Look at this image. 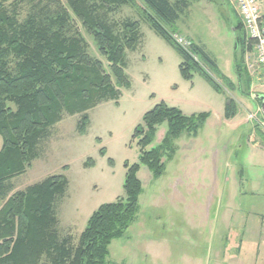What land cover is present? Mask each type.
<instances>
[{
    "label": "rangeland",
    "instance_id": "obj_1",
    "mask_svg": "<svg viewBox=\"0 0 264 264\" xmlns=\"http://www.w3.org/2000/svg\"><path fill=\"white\" fill-rule=\"evenodd\" d=\"M68 1L0 0V4L25 32L82 35L88 53L109 71L108 60L102 57ZM185 1L189 6L181 14L178 27L216 60L221 73L235 83V90L223 87L225 94H219L198 74L192 81L184 80L178 53L133 7L100 11L108 22L116 23L117 30L129 19L141 23L139 45L126 52L125 72L131 87L121 89L118 104L106 101L89 111L85 136L78 133L81 116L65 114L38 147V158L26 173L6 184L7 197L2 204L49 177L64 175L68 190L55 205L58 235L61 241L71 239L76 247L93 213L104 204L126 197L125 165L140 163L142 138H135L134 133L143 125L144 115L162 102L187 116L208 114L196 137L184 134L174 142L172 161L170 155L163 154L166 171L161 178L154 179L141 164L138 178L144 193L140 211L126 235L112 242L109 264L264 261V143L259 134L264 135V129L259 122L249 120L259 106L253 97L264 96V81L258 72L249 74L252 85L246 76L242 81L237 78L236 46L242 33L235 31L238 18L229 0ZM100 3L91 0L89 4L97 7ZM138 3L144 6L141 0ZM11 59L10 69L14 71L17 60ZM253 64L252 51L245 58L248 72ZM227 97L237 104V114L230 120L226 119ZM9 106L15 110L13 104ZM168 130L167 122L158 126L147 150L158 148ZM42 264H49L48 259L44 258Z\"/></svg>",
    "mask_w": 264,
    "mask_h": 264
},
{
    "label": "trees",
    "instance_id": "obj_2",
    "mask_svg": "<svg viewBox=\"0 0 264 264\" xmlns=\"http://www.w3.org/2000/svg\"><path fill=\"white\" fill-rule=\"evenodd\" d=\"M141 1L143 7L138 0H101L97 7L89 4L91 0L68 1L102 57L108 60L109 71L88 53L82 35L66 37L62 32L47 30L25 32L0 4V264H42L44 258L49 264H109L112 242L126 235L140 211V197L144 193L138 178L141 164L151 171L154 179L161 178L166 171L164 155H170L172 161L176 153L174 142L184 134L196 137L209 117L204 113L187 116L164 102L147 112L143 125L134 133L135 138H142L140 163L125 165L126 197L100 206L89 219L76 247L71 245V239L61 241L58 235L55 205L68 190L64 175L49 177L13 194L2 204V199L7 197L6 184L26 173L38 158V147L51 136V130L63 121L65 114L81 116L78 133L85 136L89 111L106 101L118 104L121 89L131 87L125 72L126 52L134 51L139 45L141 23L129 19L117 30L116 23L108 22L100 11L133 7L178 53L184 80L192 81L198 74L219 94H225L223 87L235 90V83L221 73L216 60L203 46L191 41V47L184 49L174 40L173 35L180 34L177 23L188 2ZM235 31L242 33L236 46L237 75L241 81L243 76L248 77L252 85L245 58L253 51V42L247 39L241 20ZM11 58L17 60L14 71L10 69ZM258 103L261 104L259 100ZM236 114V101L227 97L226 119H233ZM164 122L169 130L161 145L147 150L155 139L157 127ZM259 134L264 143V135ZM101 154H106L105 149Z\"/></svg>",
    "mask_w": 264,
    "mask_h": 264
},
{
    "label": "built area",
    "instance_id": "obj_3",
    "mask_svg": "<svg viewBox=\"0 0 264 264\" xmlns=\"http://www.w3.org/2000/svg\"><path fill=\"white\" fill-rule=\"evenodd\" d=\"M234 6L242 22L247 39L253 42L254 64L249 70L256 68L264 81V12L260 8V0H229ZM174 40L184 49H189L191 40L182 35H174ZM250 121H257L264 129V115L262 107L249 115Z\"/></svg>",
    "mask_w": 264,
    "mask_h": 264
},
{
    "label": "crops",
    "instance_id": "obj_4",
    "mask_svg": "<svg viewBox=\"0 0 264 264\" xmlns=\"http://www.w3.org/2000/svg\"><path fill=\"white\" fill-rule=\"evenodd\" d=\"M260 8H261V10L264 12V0H260ZM234 11H235V14H236V16H237V18H238V23H239V21H240V19H239V16H238V14H237V12H236V9L234 8ZM181 19V18H180ZM180 21V20H179ZM179 21H178V23H179ZM178 23H177V26H178ZM179 28V27H178ZM179 33L181 34V35H184L186 38H188L189 40H191L193 43H195L194 42V40H193V38H191V36L187 33V32H185L184 30H182V29H180L179 28ZM188 34V35H187ZM196 44V43H195ZM257 71H247V73H248V75L249 74H255ZM237 78H238V76H237ZM238 80H239V78H238ZM253 80V79H252ZM240 81V80H239ZM252 84H253V82H252ZM258 107V106H257ZM263 147H264V145H262ZM254 263L255 264H264V261H260V263H259V261H254Z\"/></svg>",
    "mask_w": 264,
    "mask_h": 264
},
{
    "label": "water",
    "instance_id": "obj_5",
    "mask_svg": "<svg viewBox=\"0 0 264 264\" xmlns=\"http://www.w3.org/2000/svg\"><path fill=\"white\" fill-rule=\"evenodd\" d=\"M255 100H259L261 103V107H262V111H263V115H264V96H260V95H256L253 97Z\"/></svg>",
    "mask_w": 264,
    "mask_h": 264
}]
</instances>
